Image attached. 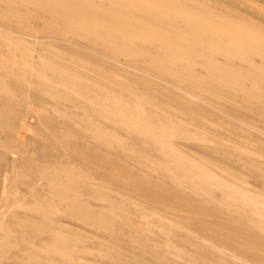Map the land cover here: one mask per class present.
<instances>
[{
  "label": "rangeland",
  "instance_id": "1",
  "mask_svg": "<svg viewBox=\"0 0 264 264\" xmlns=\"http://www.w3.org/2000/svg\"><path fill=\"white\" fill-rule=\"evenodd\" d=\"M238 2L0 0V264H264V2Z\"/></svg>",
  "mask_w": 264,
  "mask_h": 264
},
{
  "label": "bare ground",
  "instance_id": "2",
  "mask_svg": "<svg viewBox=\"0 0 264 264\" xmlns=\"http://www.w3.org/2000/svg\"><path fill=\"white\" fill-rule=\"evenodd\" d=\"M217 1L221 2V3H224L227 6H230L232 8H237V10H239L240 12L243 11V13H244V11H245V12H248L250 15H255L253 13L254 11L252 12V11L249 10V8L244 7L245 5H242L241 3H239L238 0H217ZM258 2H259V0H258ZM262 2H264V0H262ZM260 16L258 15V17H260ZM262 19H264V18H262Z\"/></svg>",
  "mask_w": 264,
  "mask_h": 264
}]
</instances>
